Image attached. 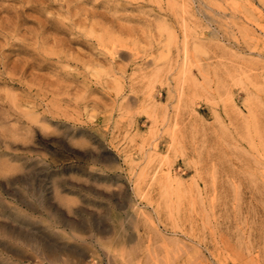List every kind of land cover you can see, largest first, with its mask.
I'll return each instance as SVG.
<instances>
[{
	"label": "rangeland",
	"instance_id": "374dc122",
	"mask_svg": "<svg viewBox=\"0 0 264 264\" xmlns=\"http://www.w3.org/2000/svg\"><path fill=\"white\" fill-rule=\"evenodd\" d=\"M154 259L264 264V0H0V264Z\"/></svg>",
	"mask_w": 264,
	"mask_h": 264
},
{
	"label": "bare ground",
	"instance_id": "6f19581e",
	"mask_svg": "<svg viewBox=\"0 0 264 264\" xmlns=\"http://www.w3.org/2000/svg\"><path fill=\"white\" fill-rule=\"evenodd\" d=\"M110 54V53H109ZM111 55V54H110ZM159 218V217H158ZM191 229V228H190ZM174 230V229H173ZM120 236H121V239L123 238V232L120 234ZM125 237V236H124ZM150 238H152V237H150ZM149 238V239H150ZM153 239V238H152ZM148 241V240H147ZM147 243H150L151 244V240L150 241H148ZM152 243H153V241H152ZM165 243H166V241H165ZM167 244H168V242H167ZM152 245V244H151ZM163 245V244H162ZM145 247H147V246H145ZM162 247H164V251H165V254H166V248H165V246H162ZM149 248H151V247H149ZM149 248H148V250H149ZM184 248V247H183ZM154 250H155V248H153ZM152 249V250H153ZM178 249V248H177ZM146 251H147V249H146ZM150 252V250L148 251V253ZM179 252H181V250L179 251ZM169 254V253H168ZM183 254H185V253H183ZM176 255V254H175ZM109 256H110V254H109ZM112 256V255H111ZM185 256V255H184ZM117 257V256H116ZM175 257V256H174ZM179 257V256H178ZM112 258H113V256H112ZM167 258V257H166ZM187 258V257H186ZM115 259V258H114ZM117 259V258H116ZM113 260V259H112ZM155 260V259H154ZM171 260V259H170ZM139 260H137V262H138ZM174 261H175V259L172 261V263H174ZM122 262V261H121ZM121 262H120V264H121ZM156 262V260L154 261V263ZM158 263H160L159 261H158ZM157 262H156V264H158ZM162 263V262H161ZM171 263V264H172ZM183 263V262H182ZM138 264H141L140 262H138ZM152 264V263H151ZM164 264V263H163ZM170 264V263H169ZM176 264V263H175ZM184 264V263H183Z\"/></svg>",
	"mask_w": 264,
	"mask_h": 264
}]
</instances>
